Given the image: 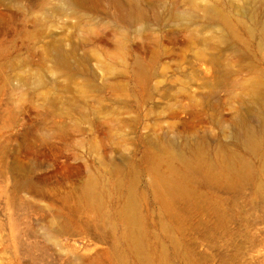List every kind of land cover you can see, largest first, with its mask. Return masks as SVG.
Returning a JSON list of instances; mask_svg holds the SVG:
<instances>
[{
    "label": "rangeland",
    "instance_id": "1",
    "mask_svg": "<svg viewBox=\"0 0 264 264\" xmlns=\"http://www.w3.org/2000/svg\"><path fill=\"white\" fill-rule=\"evenodd\" d=\"M57 1L0 0V264H141L126 242V224L117 212L131 182L153 264H264V222H253L264 211V189L262 198L254 200L256 209L243 205L247 189L239 208L214 202L231 191L206 193L214 198L209 207L220 208L230 220V234L214 229L211 210L185 215L178 233L172 232L184 243L179 251L160 232L164 218L152 199L142 150L163 133L174 139L216 135L217 128L204 117H227L235 105L225 84L202 86L209 64L194 55L196 48L183 50L186 30L165 14L153 17L172 5L187 9V0H137L144 17L126 27L113 18L117 7L124 11L127 0H85L74 13L52 12ZM233 5L232 13L243 20L264 16L258 0H235ZM216 27L206 26L203 32ZM116 41L125 46L129 71L124 75L110 60L119 54ZM53 43L73 49L70 68L41 62L40 50ZM255 43L250 42L249 51L235 49L264 72ZM135 59L148 77L144 73L133 79ZM34 76L45 84L36 86ZM190 96L207 106L194 107ZM109 162L119 167V184L108 173ZM89 173L104 188L101 207L80 196ZM178 206L184 208L180 201ZM197 223L211 232L207 235ZM246 237L250 242H244Z\"/></svg>",
    "mask_w": 264,
    "mask_h": 264
},
{
    "label": "bare ground",
    "instance_id": "2",
    "mask_svg": "<svg viewBox=\"0 0 264 264\" xmlns=\"http://www.w3.org/2000/svg\"><path fill=\"white\" fill-rule=\"evenodd\" d=\"M233 1L235 0L206 2L187 0V9L172 5L153 14L155 19L165 14L167 20L178 23L186 30L183 50L196 48L194 55L209 64V76H201L202 86L214 87L217 83L225 84L230 100L235 103L227 117L219 113H210L204 117L206 121L215 125L216 135L203 132L191 137L179 135L180 138L174 139L167 133H163L150 138L149 146L142 150L141 164L150 175L152 199L157 203L160 214L164 218L160 223V232L166 236L170 247L175 251L183 249L184 243L172 232L178 233L181 223L185 221V215L189 212L211 210L216 216L214 229H221L223 233L230 234L227 227L230 220L223 217L225 213H222L218 207L232 204L239 208L237 203L240 198L245 197L246 189L249 190V194L243 205L248 204L256 209L253 206L254 200L262 198L264 72L246 60L245 53L237 51L235 47L249 51L250 42L255 40L256 51L264 60V16L260 12L259 14H262L260 16L253 14L248 20H243L232 13ZM258 1L264 4V0ZM221 2L224 6L220 4ZM84 4L85 0H60L53 4L51 11L69 10L74 13ZM119 7H117L119 13L113 20L122 21L125 27L131 26V22H138L144 17V11L139 7L137 0H127L124 11ZM46 17V14L36 17V21L41 22ZM214 23L219 26V29L216 27L205 34L204 28ZM119 34L121 38L125 37L124 34ZM115 47L119 54L111 56L110 60L120 66L119 73L124 75L126 71H129V65L126 64L123 41H116ZM39 54L41 62L49 60L52 66L58 69L66 70L72 65L73 49L64 50L56 43L45 45ZM227 54L231 56V59H227ZM131 71L133 79L145 73L137 59ZM145 74L148 77L147 71ZM196 75L200 76V73L197 72ZM33 83L40 86L44 85L45 81L39 76H34ZM116 87L113 85V88ZM190 99L194 107L204 109L207 106L205 100L197 101L191 96ZM108 167V173L115 176L116 184H119V167L111 162ZM129 172L135 173L134 165L131 163H129ZM19 180L27 182L22 177ZM218 188L231 191L233 194L229 197L216 196L214 202L218 207L211 209L208 203L214 198L213 196L208 198L206 193L210 191L215 195V190ZM103 189L97 179L89 173L81 182L80 196L86 204L101 207L104 202ZM138 199V192L131 182L127 186L126 194L117 212L126 224V242L130 250L137 255L141 264H153L150 248L144 245L143 241L144 221L142 222L139 212ZM178 201L184 204V208L178 206ZM250 212L253 213L251 210ZM257 216L253 222H264V211L259 217ZM197 224L205 228L207 235L211 232L207 226ZM245 239L244 242H250L249 238ZM157 256L160 260L164 258L163 253ZM187 259L192 262L189 258ZM159 264L163 263L160 261Z\"/></svg>",
    "mask_w": 264,
    "mask_h": 264
}]
</instances>
